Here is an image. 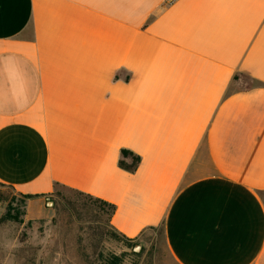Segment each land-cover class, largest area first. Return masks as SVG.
I'll return each instance as SVG.
<instances>
[{"label":"crops","instance_id":"crops-1","mask_svg":"<svg viewBox=\"0 0 264 264\" xmlns=\"http://www.w3.org/2000/svg\"><path fill=\"white\" fill-rule=\"evenodd\" d=\"M0 186L26 221L66 188L175 264H264V0H0Z\"/></svg>","mask_w":264,"mask_h":264},{"label":"rangeland","instance_id":"rangeland-1","mask_svg":"<svg viewBox=\"0 0 264 264\" xmlns=\"http://www.w3.org/2000/svg\"><path fill=\"white\" fill-rule=\"evenodd\" d=\"M0 194L20 212L18 222L0 224V264H103L111 255L122 257L121 264H175L161 230L144 232L129 247L111 237L106 208L73 204L77 198L66 189H55L49 201L52 217L41 222L25 220L22 199L14 191L0 188ZM8 202L1 204V214ZM134 246L140 250L134 252Z\"/></svg>","mask_w":264,"mask_h":264},{"label":"trees","instance_id":"trees-1","mask_svg":"<svg viewBox=\"0 0 264 264\" xmlns=\"http://www.w3.org/2000/svg\"><path fill=\"white\" fill-rule=\"evenodd\" d=\"M124 158H129L131 160V163L126 164L124 161ZM139 161L140 160H139L138 156H135L134 154H132L131 152H129L127 150H122L121 151V158L119 160V167H121L122 169H125L129 172H133L137 168ZM0 188H8V187L0 186ZM8 189H10V188H8ZM62 189H66V188H62ZM10 190H12V189H10ZM66 190L75 194V197L77 198V200H75L73 202V204L82 203L83 206H92V207L94 206V207H98V209L106 208L108 220L110 223V218H111L112 214L114 213V206H112V205H110V204H108L102 200H99V199L93 198L89 195H86L84 193L77 192V191L71 190V189H66ZM51 197H52V195H51ZM51 197H50V199H51ZM20 198L22 199L21 202L23 203V207H25V200L30 199L31 196H20ZM5 202H8L7 196L0 194V204H3ZM11 204H12V200L8 202V205L6 206L5 211L0 215V224L5 223L7 221H16V222L19 221L18 216H19L20 212L18 211L17 208L12 206ZM68 204L70 205L71 203L69 202ZM23 215H24V212H23ZM110 233H111L112 238H114L118 241L124 242L129 247H131L130 244L132 243V241H134V239H127L124 236L117 233L112 228L111 224H110ZM121 258L122 257L111 255L103 261V264H121Z\"/></svg>","mask_w":264,"mask_h":264},{"label":"water","instance_id":"water-1","mask_svg":"<svg viewBox=\"0 0 264 264\" xmlns=\"http://www.w3.org/2000/svg\"><path fill=\"white\" fill-rule=\"evenodd\" d=\"M51 205V203L48 201V206H50ZM140 250V247L139 246H134L133 247V251L134 252H138Z\"/></svg>","mask_w":264,"mask_h":264}]
</instances>
